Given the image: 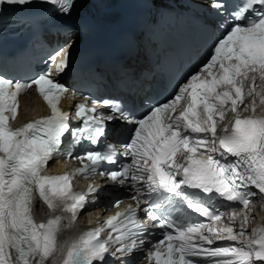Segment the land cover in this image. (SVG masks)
Returning a JSON list of instances; mask_svg holds the SVG:
<instances>
[{
	"label": "snow or ice",
	"instance_id": "1",
	"mask_svg": "<svg viewBox=\"0 0 264 264\" xmlns=\"http://www.w3.org/2000/svg\"><path fill=\"white\" fill-rule=\"evenodd\" d=\"M30 2L0 0V6ZM46 2L67 14L74 0ZM210 6L225 7L223 0ZM232 19L207 62L173 98L139 118L110 99L78 103L74 115L63 110L61 99L75 93L52 79L51 70L30 82L0 76V264H48L57 254L61 264H108L118 253L127 254L121 264H135L130 257L146 235L155 234L152 229L162 230V238L146 252V264H264V226L248 231L254 198L264 201V0H242ZM71 47L69 42L51 58L57 73L68 67ZM33 87L50 114L14 127L19 97ZM117 121L133 126L127 142L76 154L84 141L98 145ZM60 157L80 166L48 173ZM93 175L127 188L134 204L62 244V229L103 192L98 184L76 190L73 179ZM37 196L49 209L39 222L33 214ZM122 202L116 198L108 207Z\"/></svg>",
	"mask_w": 264,
	"mask_h": 264
},
{
	"label": "bare ground",
	"instance_id": "2",
	"mask_svg": "<svg viewBox=\"0 0 264 264\" xmlns=\"http://www.w3.org/2000/svg\"><path fill=\"white\" fill-rule=\"evenodd\" d=\"M72 37L73 36H70V39H72ZM19 99H20V108H19L18 117L21 118L22 120L31 117V114L33 112L40 110L41 103L33 94L32 89L28 90L26 93H24L22 96H20ZM231 118H232V116H231V114H229L224 122L227 123L228 120H231ZM36 204L38 205V207H34L35 209L42 208V206L39 203H36ZM254 205H255V207L252 210V216L254 218L251 220V223L248 225V231L252 225H256V226L264 225V210L260 208V205L258 202H254ZM41 211L43 214L45 213L44 209H41ZM64 215L67 216L66 214H64ZM79 218L76 219L73 226L66 228V229H62L60 236H59V240L62 244L64 243V241H66V240L70 241L73 238L74 231H75L76 227L81 222V219H79ZM64 223H67V220H65ZM65 251H66V245H65ZM58 256H59V254H57V257ZM56 259H55V261H56ZM55 261L50 259L48 261V264H56ZM61 262H62V260L60 261L59 264H61Z\"/></svg>",
	"mask_w": 264,
	"mask_h": 264
}]
</instances>
